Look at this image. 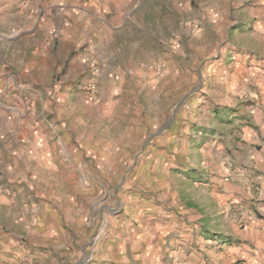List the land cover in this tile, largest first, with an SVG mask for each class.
I'll return each mask as SVG.
<instances>
[{
    "label": "rangeland",
    "instance_id": "rangeland-1",
    "mask_svg": "<svg viewBox=\"0 0 264 264\" xmlns=\"http://www.w3.org/2000/svg\"><path fill=\"white\" fill-rule=\"evenodd\" d=\"M24 1L0 21V264H142L165 196L264 134L256 74L230 86L264 54L258 0ZM247 190L223 209L239 225L264 202Z\"/></svg>",
    "mask_w": 264,
    "mask_h": 264
},
{
    "label": "crops",
    "instance_id": "crops-1",
    "mask_svg": "<svg viewBox=\"0 0 264 264\" xmlns=\"http://www.w3.org/2000/svg\"><path fill=\"white\" fill-rule=\"evenodd\" d=\"M27 4L24 0H0V21L21 14L20 18H26L30 9ZM13 12L18 13L12 15ZM250 15L257 20L256 31L262 33L264 43V0L254 4ZM251 54L249 66L247 56L239 57L244 65L235 71L231 88L236 89L238 85L243 88L241 77L256 74L255 81L264 90V65L260 66L257 61L264 62L261 61L264 54ZM237 136L240 141H236ZM229 139L234 141L230 146L234 169L217 166L210 184L203 185L206 189L195 197L188 194L189 190L165 196L171 198V208L169 212L158 210L157 215L172 221L165 228L156 225L155 236L144 251L151 258L142 264H233L237 260L244 264H264V202L255 207L244 225L223 214L227 202L252 199L247 184L258 183L264 192V134H230ZM226 147L221 143L217 149L219 154ZM225 238L230 240V247L221 251L218 240L222 242ZM146 254L141 251L140 258Z\"/></svg>",
    "mask_w": 264,
    "mask_h": 264
},
{
    "label": "built area",
    "instance_id": "built-area-1",
    "mask_svg": "<svg viewBox=\"0 0 264 264\" xmlns=\"http://www.w3.org/2000/svg\"><path fill=\"white\" fill-rule=\"evenodd\" d=\"M259 195H262V193H260Z\"/></svg>",
    "mask_w": 264,
    "mask_h": 264
}]
</instances>
